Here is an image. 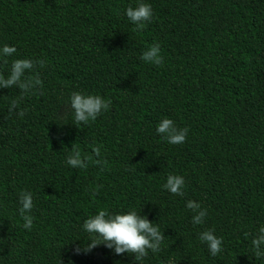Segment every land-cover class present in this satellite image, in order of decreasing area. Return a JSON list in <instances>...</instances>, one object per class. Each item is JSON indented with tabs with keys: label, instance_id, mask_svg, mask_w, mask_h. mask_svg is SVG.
<instances>
[{
	"label": "trees",
	"instance_id": "1",
	"mask_svg": "<svg viewBox=\"0 0 264 264\" xmlns=\"http://www.w3.org/2000/svg\"><path fill=\"white\" fill-rule=\"evenodd\" d=\"M139 2L0 0V48H16L0 76L29 59L23 79L39 81L0 88V264H138L103 244L86 251L83 223L100 210L157 223L161 250L142 264H264L251 244L264 225V0H142L153 15L137 29L124 13ZM154 44L160 66L141 59ZM73 92L108 108L76 126ZM165 118L188 130L184 143L157 134ZM72 148L86 168L66 164ZM169 174L184 178L183 196L164 189ZM189 200L207 210L202 224ZM205 230L222 239L215 257Z\"/></svg>",
	"mask_w": 264,
	"mask_h": 264
},
{
	"label": "clouds",
	"instance_id": "2",
	"mask_svg": "<svg viewBox=\"0 0 264 264\" xmlns=\"http://www.w3.org/2000/svg\"><path fill=\"white\" fill-rule=\"evenodd\" d=\"M124 14L137 29L144 27L153 15L151 6L146 2H142V0L135 7L129 6ZM15 52L16 48L14 46L4 45L0 48V57H8ZM141 59L146 63L160 66L163 63L160 45L154 44L149 47L148 50L142 53ZM33 67V62L29 59L14 60L7 77L0 76V88L16 86L22 90V93L31 92L38 86L39 81L23 79V77L25 72L32 70ZM15 106L16 101H13L10 105V111ZM67 106H69V111L73 114V124L78 126L81 124L86 125L90 121L96 120L101 112L108 108V102L100 95L73 92L69 97ZM156 132L167 143L175 145L184 143L188 130L186 128L177 129L172 120L165 118L159 122ZM95 151L98 155L99 150L96 149ZM88 159L86 156L82 157L79 149L72 148L66 157V164L72 168L84 169L88 166ZM96 163L99 164L101 161H96ZM163 187L172 194L183 196L184 178L180 175L169 174ZM18 204V212L23 221V227L30 229L33 224L31 215L34 207L33 194L29 191H22L18 197ZM186 208L193 213V224L199 225L204 222L207 210L202 208L199 202L189 200L186 202ZM82 227L91 237L86 251L103 244L115 256L127 254L133 257L138 264H142V261L149 253L156 254L160 252L164 238L155 221L149 220L147 215L138 214L135 210L114 214L106 210H100L86 219ZM199 240L201 243L206 244L209 254L213 257L222 251V239L216 236L212 230L201 232ZM251 244L257 257L264 255V225L258 228L256 235L251 240ZM77 253L79 254V249H77ZM69 264H72L70 259Z\"/></svg>",
	"mask_w": 264,
	"mask_h": 264
}]
</instances>
